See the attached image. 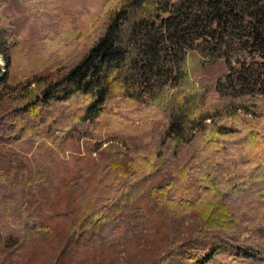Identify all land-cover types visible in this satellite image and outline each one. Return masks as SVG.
<instances>
[{
	"label": "rangeland",
	"instance_id": "obj_1",
	"mask_svg": "<svg viewBox=\"0 0 264 264\" xmlns=\"http://www.w3.org/2000/svg\"><path fill=\"white\" fill-rule=\"evenodd\" d=\"M19 1L28 20L26 35L31 37L22 62L28 69L20 83L7 88L0 84V113L7 114L8 123L24 111L22 104L41 97L56 75L69 71L98 39L105 3ZM8 4L0 0V19L8 16ZM35 60L39 67L30 70ZM0 67L1 80L6 71L1 54ZM215 103L220 111L206 124L234 122L235 107L219 99ZM118 110L126 122L119 129L100 132L92 121L58 119L52 125L33 126L27 137L0 138V264H195L193 260L215 241L228 245V251L216 253L205 264H264L262 254L239 255L252 243L262 245L255 219L245 207L264 215V175L240 186L255 169L244 147L246 133L218 138L224 155L217 162L212 192L222 194L229 216L206 222L192 211L205 190L197 178L206 159L202 138L186 131L182 143H162L161 117L153 116L147 125L142 110ZM251 110L243 115L244 110L237 109L235 115L254 119ZM257 118L264 121L262 115ZM135 154L154 158L157 171L151 183L117 218L74 234L80 197L93 177L105 164ZM182 181L186 190L179 185ZM183 202L192 209L181 208Z\"/></svg>",
	"mask_w": 264,
	"mask_h": 264
},
{
	"label": "trees",
	"instance_id": "obj_2",
	"mask_svg": "<svg viewBox=\"0 0 264 264\" xmlns=\"http://www.w3.org/2000/svg\"><path fill=\"white\" fill-rule=\"evenodd\" d=\"M7 12L0 19V54L6 67L0 84L5 88L19 84L28 69L22 62L31 37L26 35L28 20L20 1L9 0ZM100 15V36L69 71L56 75L41 97L22 104L24 111L15 113L10 123L5 121L7 114L0 113V138L27 137L33 126L52 125L58 119L92 121L100 132L119 129L126 122L118 109H140L147 125L153 116L161 117L162 143L170 139L178 145L186 131L202 138L206 159L197 178L205 190L192 211L206 222L224 221L229 216L224 199L212 192L211 183L224 155L218 138L246 133L244 147L255 169L240 181L241 187L264 175V121L257 118L264 117V0H105ZM36 64L35 60L29 69L39 67ZM216 99L235 111L243 109V115L251 107L254 119L234 111V122L206 124L220 111ZM156 171L151 155L105 164L80 197L73 233L117 218ZM179 185L186 190L183 181ZM180 206L192 209L187 202ZM245 209L255 219L262 245L252 243L239 255H264V215ZM209 246L195 264L228 251L224 242Z\"/></svg>",
	"mask_w": 264,
	"mask_h": 264
},
{
	"label": "bare ground",
	"instance_id": "obj_3",
	"mask_svg": "<svg viewBox=\"0 0 264 264\" xmlns=\"http://www.w3.org/2000/svg\"><path fill=\"white\" fill-rule=\"evenodd\" d=\"M1 62H2V59H1Z\"/></svg>",
	"mask_w": 264,
	"mask_h": 264
}]
</instances>
